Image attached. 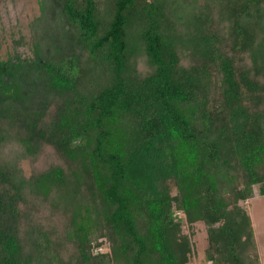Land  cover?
Here are the masks:
<instances>
[{
	"label": "trees",
	"instance_id": "16d2710c",
	"mask_svg": "<svg viewBox=\"0 0 264 264\" xmlns=\"http://www.w3.org/2000/svg\"><path fill=\"white\" fill-rule=\"evenodd\" d=\"M38 3L0 56V264H193L196 223L202 264H261L264 0Z\"/></svg>",
	"mask_w": 264,
	"mask_h": 264
},
{
	"label": "rangeland",
	"instance_id": "374dc122",
	"mask_svg": "<svg viewBox=\"0 0 264 264\" xmlns=\"http://www.w3.org/2000/svg\"><path fill=\"white\" fill-rule=\"evenodd\" d=\"M38 0H0V56L6 59L13 52V44L21 38H28V24L38 16ZM19 51L27 52L25 47ZM22 167L27 171V163ZM245 210L249 216L254 242L257 246L260 263L264 264V195L254 194L245 203ZM190 234V243L193 246V264H202L203 252L207 246L205 228L201 223H196ZM209 264V263H207Z\"/></svg>",
	"mask_w": 264,
	"mask_h": 264
},
{
	"label": "water",
	"instance_id": "95a60500",
	"mask_svg": "<svg viewBox=\"0 0 264 264\" xmlns=\"http://www.w3.org/2000/svg\"><path fill=\"white\" fill-rule=\"evenodd\" d=\"M147 1H149V0H147Z\"/></svg>",
	"mask_w": 264,
	"mask_h": 264
}]
</instances>
